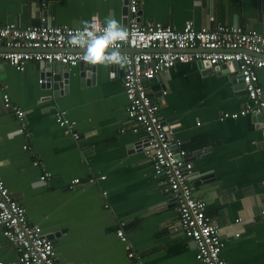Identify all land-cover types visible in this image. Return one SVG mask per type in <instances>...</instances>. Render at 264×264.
<instances>
[{"label":"crops","instance_id":"1","mask_svg":"<svg viewBox=\"0 0 264 264\" xmlns=\"http://www.w3.org/2000/svg\"><path fill=\"white\" fill-rule=\"evenodd\" d=\"M124 7L122 0H48L46 13L51 25L81 27L93 16L103 24L111 15L125 26ZM139 11L140 22L176 30L192 22L264 32V0H140ZM43 13L39 0H0L4 24L26 27ZM90 66L56 63L55 73L68 72L67 90L49 98L52 88L39 82L40 62H29L23 71L0 62V178L30 223L45 236L58 233L53 241L58 264H135L115 235L120 223L139 264H202L178 229L175 200L164 191L163 178L134 147L142 132L131 131L119 66L95 65L87 76ZM257 75L264 97V67ZM235 76L239 70L232 67L205 73L197 61H188L145 86L160 103L158 115L171 138L182 141L193 163V194L218 225L221 257L229 264H264L263 134L250 114L222 118L247 102ZM4 93L24 110L26 136L3 106ZM56 109L76 121L78 139L63 132L53 117ZM44 172L49 177L41 180ZM74 178L80 182L69 187ZM16 258L0 227V261Z\"/></svg>","mask_w":264,"mask_h":264},{"label":"built area","instance_id":"2","mask_svg":"<svg viewBox=\"0 0 264 264\" xmlns=\"http://www.w3.org/2000/svg\"><path fill=\"white\" fill-rule=\"evenodd\" d=\"M39 1L44 13L38 23L20 27L15 23L0 22V62L23 71L31 61L57 62L65 66L84 61L83 50L68 43L70 33L80 27L51 25L46 13L48 0ZM122 1L127 8V23L123 27L129 36L121 44L120 51L127 55L129 63L119 68L128 101L126 115L131 131L142 132L140 147L151 161L154 173L163 178L164 191L172 194L178 212V229L194 243L196 259L202 264H229L221 257L223 243L218 225L206 213L205 201L193 194L190 180L193 163L182 141L171 138L158 115L160 103L149 95L145 81L161 76L176 63L206 60L214 71L221 63L237 61L247 102L239 111L224 112L222 118L260 115L264 144V97L257 75L258 69L264 67V32L229 24H217L214 28L195 27L192 22L176 30L160 22L138 21L140 0ZM2 100L3 106L15 114L19 133L26 136L24 110L13 103L7 93L2 95ZM53 117L66 135L79 138L76 121L69 118L64 109H56ZM23 147L28 148V145ZM48 177V172L40 175L41 180ZM93 181L89 178V182ZM79 182L80 179L74 178L69 187ZM260 213L264 215V209ZM122 225L120 223L116 228L115 235L123 242L127 256L139 264L140 255L132 248ZM0 227L17 254L16 260L0 261V264H58L52 240L39 226L28 221L25 208L12 197L1 178Z\"/></svg>","mask_w":264,"mask_h":264},{"label":"clouds","instance_id":"3","mask_svg":"<svg viewBox=\"0 0 264 264\" xmlns=\"http://www.w3.org/2000/svg\"><path fill=\"white\" fill-rule=\"evenodd\" d=\"M81 27L70 33L69 45L83 50L82 59L92 65L104 67L119 66L123 68L129 63L127 55L120 51L121 44L129 36L128 30L113 16L105 17L103 26L98 17L93 16L91 21H81ZM115 76L109 73V78Z\"/></svg>","mask_w":264,"mask_h":264},{"label":"water","instance_id":"4","mask_svg":"<svg viewBox=\"0 0 264 264\" xmlns=\"http://www.w3.org/2000/svg\"><path fill=\"white\" fill-rule=\"evenodd\" d=\"M124 8H125V12H127L126 6ZM137 20L140 21V11H138ZM125 21L127 23L126 19H125ZM126 23H125V25H126ZM56 63L57 62L40 61V64L42 65V68L44 70V73H43L44 78H42V80L44 81L46 87L52 88V94H51V96H48L49 98H55L59 93H62L63 91L67 90L68 72H66V71L63 72L62 71V72H59V73H55ZM197 63H198V66L201 69H203V71L205 73L212 71V66L210 65V63L208 61H206V60H198ZM80 65H86L87 66L88 62L82 61V62H80ZM225 67H228V68L232 67L234 69H238L239 63L237 61H229V62L221 63L218 66H215L214 70H217V69L219 70V68H225ZM94 68H95V65L91 64L90 70L86 71V75L88 76L90 73H93L95 71ZM92 76H93V74H92ZM234 79H235L236 82L240 83V85L242 87H244L243 83L241 82V78L239 76H235ZM41 83H43V82H41ZM252 116L256 117V119L258 121L261 120V116L260 115H252ZM165 126L168 129L166 124H165ZM134 147L138 148V149H141L139 140L134 144ZM57 235H58V233L49 234V235H46V237L51 239L52 242H53L54 241V237L57 236Z\"/></svg>","mask_w":264,"mask_h":264}]
</instances>
